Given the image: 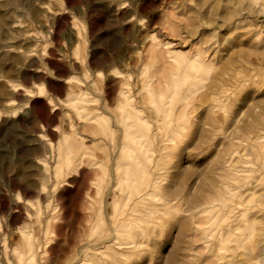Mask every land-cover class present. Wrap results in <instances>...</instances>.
Returning <instances> with one entry per match:
<instances>
[{
	"label": "rangeland",
	"instance_id": "obj_1",
	"mask_svg": "<svg viewBox=\"0 0 264 264\" xmlns=\"http://www.w3.org/2000/svg\"><path fill=\"white\" fill-rule=\"evenodd\" d=\"M230 14L218 47L209 29ZM258 49L264 0H0V264H67L85 244L87 264L264 263ZM179 155L175 205H200L213 173L233 202L164 208Z\"/></svg>",
	"mask_w": 264,
	"mask_h": 264
},
{
	"label": "bare ground",
	"instance_id": "obj_2",
	"mask_svg": "<svg viewBox=\"0 0 264 264\" xmlns=\"http://www.w3.org/2000/svg\"><path fill=\"white\" fill-rule=\"evenodd\" d=\"M234 16L235 15H231L230 14V18L229 19L224 20V21H219L218 30H213V28L209 29L211 31L212 38L218 41L217 42V46L218 47L220 46V43H221L220 37H223V36H226V35L230 34V32L228 31V29L226 28L230 24L229 23L230 21H232V23H231L232 28L231 29H234L235 28L234 27L235 26L234 19H233ZM204 24L206 26H209L210 25L207 21H205ZM191 47H192V45H191ZM180 48L181 47L179 45L178 46H173L172 45V46H168V48H163V49H164V53L167 54L168 58H172L173 57V54L175 52H177V49H180ZM263 51H264L263 49H258L257 52L260 53V52H263ZM199 55H201V54L199 52H196L193 55V57L199 59L200 58ZM202 60H203V58H202ZM164 64L165 63L160 64L157 67L156 71H155V75L152 76V77H150V82H151L150 92L151 93H155L154 96H155L156 99H161L164 96L163 92L160 91V87H159V85H160V78H159V75H158V72L161 70V68H163L165 66ZM218 74H220V71L218 72ZM217 81H218L217 76L213 77V79L210 82V87L211 88L209 89V91H211L212 89H213L214 92L216 90H218V87L216 85ZM160 103L161 104H164V102L162 100H160ZM234 112H235V114L233 113V115H230L229 116L230 117V119H229V126L227 127V129H228V128H231L232 125L234 126L232 128V131H231L232 135H231V137H230V135L225 136L224 139L233 138L232 136L235 135L236 133H238L239 130H240L238 127H236V122H235V118L237 117L236 113L238 111H235L234 110ZM113 119H114V116H113ZM218 146L219 145H216V147H218ZM214 154L217 155V160L215 161V163L216 164L220 163L222 161L221 159L223 158V154L224 153H222L220 150L215 149L214 150ZM180 155H181V153H180ZM180 155L174 157V161L177 160V162L176 163L173 162L172 166H170V168H169V174H168L167 179H166L167 186L165 187V190H164V204H163V207L164 208H168L171 212H178V209H176L174 206L179 205V204H181V205L187 204L186 208H184L183 210H179V211L181 212V214H185L186 216H189V218H194L199 213V211H200V209H201L202 206H203L202 207L203 209H211L212 207H214L217 204L229 205L230 203L233 202L230 199L231 196L229 195L228 190H225L224 187L219 182V179H217L219 177L224 178V177H226V175L228 176V174L213 173L211 175V181L209 182V190H208L209 193H208V196L206 198H203L202 199V203L200 205L196 203L197 200H198V197H195V196H192L190 199L188 197L186 198V196H184V197L181 196L179 198V200L177 199V203L175 205L173 203V201H174V197H173L174 190L172 189V186H168L169 185V181L168 180L171 181L174 178V176L176 175V173H177V171L179 169V163L181 161ZM110 166H111V170L110 171L113 172L112 175L114 177L119 176L120 172H119V170L117 168L114 167V164L112 163V164H110ZM119 168L121 170V175L126 174L128 172V170H129V166H127V165H125V166H122L121 165V166H119ZM226 168L230 169V167H226ZM218 170H220L222 172L223 171L224 172L226 171V169H224L223 162L220 165V167L218 168ZM226 173H227V171H226ZM205 180H209V179L206 178ZM203 183L200 186L202 188H203V186L207 185V183H204V184ZM126 201L130 204L128 198H126ZM109 204H111V203H109ZM238 205H240V204H238ZM233 206L234 207H237V203H235ZM229 209L230 208H227V210H229ZM166 227H168V226H166ZM115 232H116L115 228H112L111 229V233L114 234ZM116 245L117 244L115 243L114 237H111L110 239L102 240L99 243V247L102 248V249H105L106 247H112V248H114ZM135 245L139 246V243L137 242L136 244H134V246ZM86 246H88V245L85 244V245L77 246L76 247L77 250L73 253V256L69 259V261L67 262V264H87V262L89 263V260L90 259H88L87 256H86V261H87L86 262L82 258L84 256L81 255V251ZM102 249H100V250H102ZM100 250H98V251H100ZM173 258L174 257H172V259ZM169 259H170L169 261H171V263L174 264V262H173L174 260L172 261L171 258H169ZM263 260H264V258H263ZM171 263L169 262L167 264H171ZM262 264H264V263L262 262Z\"/></svg>",
	"mask_w": 264,
	"mask_h": 264
}]
</instances>
